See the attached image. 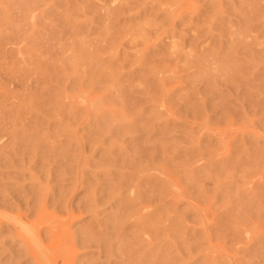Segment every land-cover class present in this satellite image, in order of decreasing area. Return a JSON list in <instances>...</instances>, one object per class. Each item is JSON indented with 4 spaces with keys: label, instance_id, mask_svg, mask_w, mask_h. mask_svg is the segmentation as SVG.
I'll list each match as a JSON object with an SVG mask.
<instances>
[{
    "label": "rangeland",
    "instance_id": "1",
    "mask_svg": "<svg viewBox=\"0 0 264 264\" xmlns=\"http://www.w3.org/2000/svg\"><path fill=\"white\" fill-rule=\"evenodd\" d=\"M125 246L264 264V0H0V264Z\"/></svg>",
    "mask_w": 264,
    "mask_h": 264
},
{
    "label": "bare ground",
    "instance_id": "2",
    "mask_svg": "<svg viewBox=\"0 0 264 264\" xmlns=\"http://www.w3.org/2000/svg\"><path fill=\"white\" fill-rule=\"evenodd\" d=\"M125 247H126V249H125L126 252H128L129 249L131 248L130 246H128V247H130L129 249H127V248H128L127 246H125ZM130 251H131V250H130ZM128 253H129V254H128ZM128 253H127V254L130 256V258H131L132 262H134V264H139V263H140V264H142V263L145 264V263H144V262H145L144 260H141L142 262H140V261L138 262V260H137V262H136V260L133 258V255H132L133 252H132V251H131V252H128ZM131 253H132V254H131ZM143 261H144V262H143ZM148 264H150V261H149Z\"/></svg>",
    "mask_w": 264,
    "mask_h": 264
}]
</instances>
